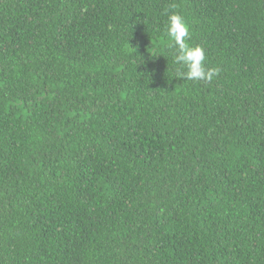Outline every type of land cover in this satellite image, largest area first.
I'll return each instance as SVG.
<instances>
[{
    "label": "trees",
    "instance_id": "1",
    "mask_svg": "<svg viewBox=\"0 0 264 264\" xmlns=\"http://www.w3.org/2000/svg\"><path fill=\"white\" fill-rule=\"evenodd\" d=\"M0 264H264V0H0Z\"/></svg>",
    "mask_w": 264,
    "mask_h": 264
},
{
    "label": "clouds",
    "instance_id": "2",
    "mask_svg": "<svg viewBox=\"0 0 264 264\" xmlns=\"http://www.w3.org/2000/svg\"><path fill=\"white\" fill-rule=\"evenodd\" d=\"M165 33L175 46V63L181 66L179 75L192 81L211 80L218 74V68L206 66V55L203 47L188 43L190 29L184 17L178 12L168 14Z\"/></svg>",
    "mask_w": 264,
    "mask_h": 264
}]
</instances>
